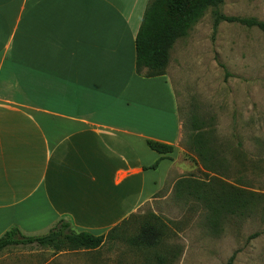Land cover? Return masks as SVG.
<instances>
[{"label":"crops","instance_id":"obj_1","mask_svg":"<svg viewBox=\"0 0 264 264\" xmlns=\"http://www.w3.org/2000/svg\"><path fill=\"white\" fill-rule=\"evenodd\" d=\"M149 1L0 0V238L61 219L101 236L169 182L178 98L136 67Z\"/></svg>","mask_w":264,"mask_h":264},{"label":"rangeland","instance_id":"obj_2","mask_svg":"<svg viewBox=\"0 0 264 264\" xmlns=\"http://www.w3.org/2000/svg\"><path fill=\"white\" fill-rule=\"evenodd\" d=\"M221 13L264 22V0H225ZM167 74L183 129L163 190L118 230L117 239L98 250L55 253L19 246L0 253V264H227L234 254V264H264V32L238 23L215 27L209 10L174 45ZM194 119L212 131L215 146L230 163L226 173H207L195 160L187 140ZM190 175L254 192L260 196L257 206L240 219L228 217L220 234L211 233L203 208L176 196V183ZM152 216L171 229L163 245L157 251L131 246L128 238L138 233L144 217ZM168 248L177 253L171 261L163 253Z\"/></svg>","mask_w":264,"mask_h":264},{"label":"trees","instance_id":"obj_3","mask_svg":"<svg viewBox=\"0 0 264 264\" xmlns=\"http://www.w3.org/2000/svg\"><path fill=\"white\" fill-rule=\"evenodd\" d=\"M225 0H150L136 38L137 73L145 78L167 75L171 51L176 42L184 38L191 28L211 10L215 17V27L222 22L238 23L248 28H258L264 32V22L255 18L228 17L221 13ZM194 119L192 133L188 135V146L195 160L207 173L223 174L230 168L227 159L221 156L220 148L215 146L212 131L202 129ZM149 148L160 155L174 153V147L157 141H147ZM163 157L148 169L156 170ZM170 159V158H168ZM179 201L188 203L192 200L204 210V221L211 233L220 234L223 222L228 217L240 219L257 206L259 195L239 186L220 181L196 179L193 175L180 179L175 185ZM137 218L131 215L119 226L107 234L96 236L89 232H79L73 225L59 220L47 232L38 235L25 234L20 228H10L0 238V253L19 246H35L53 250L55 253L95 251L107 241L117 239L116 233L122 226ZM171 229L161 223L158 216L144 217L138 233L129 237L131 246L140 250H159ZM164 255L169 260L177 253L168 248ZM159 262H168L166 256H158ZM236 254L227 264H234Z\"/></svg>","mask_w":264,"mask_h":264}]
</instances>
